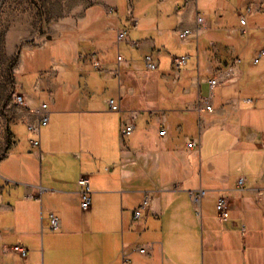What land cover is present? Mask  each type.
Segmentation results:
<instances>
[{
    "label": "crops",
    "instance_id": "1",
    "mask_svg": "<svg viewBox=\"0 0 264 264\" xmlns=\"http://www.w3.org/2000/svg\"><path fill=\"white\" fill-rule=\"evenodd\" d=\"M237 3L240 17L264 15V0L47 2L52 32L39 50L49 56L26 69L48 101L23 94L26 106L48 102L51 114L40 148L24 123L9 124L0 158V264H264V58L248 65L249 26L240 36L225 26ZM197 14L210 27L180 40ZM121 28L128 37L118 42ZM148 53L156 70L145 66ZM91 54L106 68H94ZM182 55L187 64L175 68L173 57ZM237 57L233 79L215 88L206 110L208 79ZM131 115L136 129L127 141L121 125ZM18 124L23 130L13 129ZM190 139L197 146L188 148ZM80 175L90 181L88 209ZM198 189L206 191L200 212L189 194ZM149 190L150 206L135 219ZM220 196L229 200L227 220L216 210ZM50 212L61 229H51Z\"/></svg>",
    "mask_w": 264,
    "mask_h": 264
},
{
    "label": "rangeland",
    "instance_id": "2",
    "mask_svg": "<svg viewBox=\"0 0 264 264\" xmlns=\"http://www.w3.org/2000/svg\"><path fill=\"white\" fill-rule=\"evenodd\" d=\"M48 1L0 0V158L6 153L11 141L9 124L15 121L20 109L14 102V92L17 90L19 93L31 94L39 98L38 100L48 101L46 92L37 95L34 89L36 77L30 75L28 68L26 69V65L35 69L41 55L49 56L47 49L39 50L48 42L47 36L52 32L48 22ZM239 8L238 3L235 4L234 9L230 8L226 12L224 23L225 26L235 30L239 36L242 35L240 28L249 26V33L245 37L250 35L251 40L247 45L245 62L253 65L252 58L249 59V57L264 47V29L262 28L264 15H261L263 12L254 11L247 15L248 25H242ZM257 25L260 28H257ZM259 93L264 97V84L260 85ZM260 105L264 106V103ZM15 126L13 127L15 130L19 128L23 130L24 127L22 124ZM139 130L136 132L139 133ZM193 131L197 132L196 125ZM143 133L145 130L141 131L140 136ZM128 139L133 140V136L125 138L127 141Z\"/></svg>",
    "mask_w": 264,
    "mask_h": 264
},
{
    "label": "built area",
    "instance_id": "3",
    "mask_svg": "<svg viewBox=\"0 0 264 264\" xmlns=\"http://www.w3.org/2000/svg\"><path fill=\"white\" fill-rule=\"evenodd\" d=\"M189 2L190 0H185ZM251 8H248L250 11ZM108 13L112 14L114 10L112 8L107 9ZM240 22L242 25L247 24L246 16L240 17ZM133 24H136L135 20H132ZM210 24L205 20V18L201 14H197L196 16V27L194 29H183L178 32V36L180 40H188V39H197L200 32L209 28ZM247 27H243L241 29L242 34H246ZM128 37V29L121 28L117 32V40L118 42L126 40ZM85 57V56H83ZM88 60L92 64V66L98 70L105 69L104 64L99 60L96 54L88 55ZM119 61L121 57L119 56ZM264 58V48L260 49L256 54L252 57V62L254 64H258ZM188 55L175 56L172 59L173 65L175 68H180L187 64ZM144 63L147 69L156 70L158 68V62L154 58L153 54L148 53L144 56ZM241 63V58L237 57L233 60V62L227 65L225 68L217 70L212 77L208 79L209 85V93L207 96L202 97L201 101L204 104L206 110L212 111V98L214 96V90L216 87L221 86L231 79H233L236 71V67ZM14 102L20 108L17 117L14 122H22L25 124L27 130L34 135L31 139V144L34 148H40V134L42 127L46 126L49 123L50 119V106L48 102H40L35 107H28L25 104V96L23 93H19L17 90L13 94ZM109 108L111 110L119 109V105L115 102L114 99H109ZM136 129V124L134 121V117L129 116L121 125V135L126 138L133 134ZM166 133V129L162 128L160 130V134L163 135ZM261 145L264 148V138L261 139ZM197 146V141L190 139L187 142L188 148H193ZM245 183L244 178L238 179V186L243 187ZM79 187V195L81 199V207L83 209H88L91 206V190H90V181L87 175H80L77 181ZM190 199L195 209L200 212L201 204L206 195V191L204 189L193 190L189 192ZM153 198L152 191H146L140 206L133 212L134 218H139L142 213L147 210L150 206L151 200ZM216 210L219 217L223 220H227L228 218V210H229V200L225 196H220L216 202ZM49 221L50 227L53 231H57L61 229V220L55 215L53 212L49 213ZM15 250L23 257L26 258L28 250L25 247L16 246ZM138 250L141 252H148V250L144 247H138Z\"/></svg>",
    "mask_w": 264,
    "mask_h": 264
}]
</instances>
